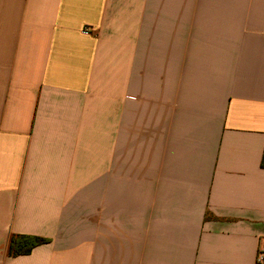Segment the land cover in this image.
Masks as SVG:
<instances>
[{
	"label": "crops",
	"instance_id": "0c3cea01",
	"mask_svg": "<svg viewBox=\"0 0 264 264\" xmlns=\"http://www.w3.org/2000/svg\"><path fill=\"white\" fill-rule=\"evenodd\" d=\"M263 152L264 0H0V264H256Z\"/></svg>",
	"mask_w": 264,
	"mask_h": 264
},
{
	"label": "trees",
	"instance_id": "16d2710c",
	"mask_svg": "<svg viewBox=\"0 0 264 264\" xmlns=\"http://www.w3.org/2000/svg\"><path fill=\"white\" fill-rule=\"evenodd\" d=\"M260 167L264 169V152L262 155V159L260 162ZM48 241L29 237V236H18V237H12L9 242L8 246V254L9 256H18V255H25L28 254L32 248L35 246L45 244Z\"/></svg>",
	"mask_w": 264,
	"mask_h": 264
},
{
	"label": "built area",
	"instance_id": "2783aa9c",
	"mask_svg": "<svg viewBox=\"0 0 264 264\" xmlns=\"http://www.w3.org/2000/svg\"><path fill=\"white\" fill-rule=\"evenodd\" d=\"M256 264H264V253L259 252L256 258Z\"/></svg>",
	"mask_w": 264,
	"mask_h": 264
}]
</instances>
